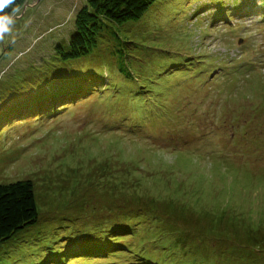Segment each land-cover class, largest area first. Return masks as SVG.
<instances>
[{
	"label": "rangeland",
	"instance_id": "obj_1",
	"mask_svg": "<svg viewBox=\"0 0 264 264\" xmlns=\"http://www.w3.org/2000/svg\"><path fill=\"white\" fill-rule=\"evenodd\" d=\"M85 3L0 42V183L39 212L0 264H264V0H155L63 59Z\"/></svg>",
	"mask_w": 264,
	"mask_h": 264
},
{
	"label": "trees",
	"instance_id": "obj_2",
	"mask_svg": "<svg viewBox=\"0 0 264 264\" xmlns=\"http://www.w3.org/2000/svg\"><path fill=\"white\" fill-rule=\"evenodd\" d=\"M155 0H86L75 15V30L70 36V48L57 45L63 59L79 57L92 50L97 35L110 29L109 23H121L140 18ZM25 0H15L11 7L19 8ZM11 7L5 12H10ZM119 68H124V60L119 55ZM126 74H130L127 71ZM38 205L32 179H18L0 183V245L11 239L25 226L38 218ZM210 224V223H209Z\"/></svg>",
	"mask_w": 264,
	"mask_h": 264
},
{
	"label": "clouds",
	"instance_id": "obj_3",
	"mask_svg": "<svg viewBox=\"0 0 264 264\" xmlns=\"http://www.w3.org/2000/svg\"><path fill=\"white\" fill-rule=\"evenodd\" d=\"M15 0H0V42L5 40L6 35H9L13 31L15 25V16L19 13L20 8L11 7ZM11 7L10 12H5L6 8Z\"/></svg>",
	"mask_w": 264,
	"mask_h": 264
}]
</instances>
